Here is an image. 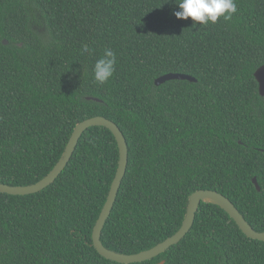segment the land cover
<instances>
[{
    "label": "trees",
    "instance_id": "16d2710c",
    "mask_svg": "<svg viewBox=\"0 0 264 264\" xmlns=\"http://www.w3.org/2000/svg\"><path fill=\"white\" fill-rule=\"evenodd\" d=\"M235 3L231 20L199 25L177 19L174 0H0V182H38L75 126L100 116L128 149L105 248L131 255L163 242L198 190L223 195L264 232V97L254 78L264 65V0ZM83 44L91 54H81ZM105 48L116 70L99 85L93 68ZM170 73L196 81L155 85ZM118 160L112 133L90 127L52 184L0 193V264H119L91 238ZM161 261L264 264V242L200 203L184 238L133 264Z\"/></svg>",
    "mask_w": 264,
    "mask_h": 264
},
{
    "label": "water",
    "instance_id": "95a60500",
    "mask_svg": "<svg viewBox=\"0 0 264 264\" xmlns=\"http://www.w3.org/2000/svg\"><path fill=\"white\" fill-rule=\"evenodd\" d=\"M3 43L6 44V41H4ZM254 78L258 84L259 95L261 97H264V65L259 67L254 72ZM170 80H186L189 82L196 81L191 76L170 73L157 78L154 83L158 86ZM95 126L104 127L112 133L117 143L119 151V160L115 176L111 182L105 203L93 226L91 234L92 245L100 256L119 264L140 263L159 256L160 254L165 252L169 247L177 244L190 231L194 222L195 213L200 203L217 205L227 213V215L235 222L239 230L247 238L264 242V232H256L255 230H253V228L246 222V220L243 218V216L239 213V211L235 208V206L231 203L229 199L215 191L198 190L189 196L186 214L179 230L163 242L157 244L149 250L131 255L116 253L105 248L100 240L101 232L107 218L110 215L118 190L126 172L128 161V149L125 138L120 129L110 120L100 116L84 120L75 126L58 162L44 178L28 186H8L0 182V193L14 196H25L37 193L52 184L66 167L82 134L88 128ZM252 183L254 184L256 190L259 191L260 189L255 178L252 179ZM157 264H164V261H161Z\"/></svg>",
    "mask_w": 264,
    "mask_h": 264
},
{
    "label": "clouds",
    "instance_id": "9594fccd",
    "mask_svg": "<svg viewBox=\"0 0 264 264\" xmlns=\"http://www.w3.org/2000/svg\"><path fill=\"white\" fill-rule=\"evenodd\" d=\"M178 6L174 11L177 19L188 20L199 25L215 24L221 17L228 21L237 12L235 0H174ZM81 54H91V49L87 44H83ZM117 57L114 51L105 48L104 54L99 58L93 68L94 81L99 85H105L110 81L115 73Z\"/></svg>",
    "mask_w": 264,
    "mask_h": 264
}]
</instances>
